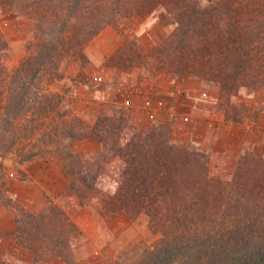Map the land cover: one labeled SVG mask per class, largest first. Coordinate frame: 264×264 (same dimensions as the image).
<instances>
[{
  "label": "trees",
  "instance_id": "obj_1",
  "mask_svg": "<svg viewBox=\"0 0 264 264\" xmlns=\"http://www.w3.org/2000/svg\"><path fill=\"white\" fill-rule=\"evenodd\" d=\"M0 3L33 21L27 53L14 66L0 34V169L9 159L21 178L26 173L20 165L56 155L71 175L63 192L71 208L91 204L100 214L144 213L160 237L136 244L115 264H264L263 156L243 150L232 172L213 177L208 153L173 141L168 124L137 128L124 113L106 112L87 121L51 87L68 61L88 63L85 48L105 26L157 13L172 31L148 51L136 38H125L107 64L197 77L218 93L223 117L241 123L249 110L238 101L241 89L264 86V0ZM88 138L98 140L100 150L83 155L71 148L72 141ZM1 178L0 202L16 213V228L7 235L34 258L3 254L0 264L55 257L78 264L72 243L81 229L69 212L51 198L39 212L17 205L6 195V174Z\"/></svg>",
  "mask_w": 264,
  "mask_h": 264
},
{
  "label": "rangeland",
  "instance_id": "obj_2",
  "mask_svg": "<svg viewBox=\"0 0 264 264\" xmlns=\"http://www.w3.org/2000/svg\"><path fill=\"white\" fill-rule=\"evenodd\" d=\"M201 1L208 2L212 0ZM107 27H111L117 31L121 35L123 42L125 38H136L137 44L144 51H148L156 46L160 39L173 29L171 25H162L158 19L157 13H152L144 18H123L119 21L117 26L107 25L103 29ZM0 34L9 42L12 52L10 65L14 66L27 53L26 44L33 34V21L20 12L5 11L0 3ZM93 38L87 44L85 53ZM108 57L101 65L93 64L89 60V57V61L86 65H83L82 62L77 60L68 61L62 68L63 78L56 81L51 86L52 89L62 92L65 96V104L69 109H71L74 114L87 121L96 118L102 112L110 114L124 113L128 117L130 123L137 128H146L158 123L168 124L171 128L172 140L183 142L179 139L181 134L176 136L178 137L176 138L177 140L173 139V130L178 124L180 127L189 128L193 121L189 119V117L184 119L182 115L179 118L171 117L170 115L166 116L168 115L166 113L167 111L169 114L171 113V99L165 101L164 95L156 96L154 93L155 91L151 92L157 88H168L169 84L165 79L166 77H162L167 74L159 72L158 74H153L141 67H131L127 69L122 66L121 68H123V70H120L107 64ZM107 69L111 71L110 77L106 74ZM168 76L169 75H167V77ZM189 77L194 76L175 78L180 82L179 95L181 103H183L182 99H184L181 97L184 93L183 90H189L190 87L201 86L199 81L193 83L191 80H188L187 78ZM202 87L204 86L202 85L201 88ZM260 88L264 89V86L257 87L250 91L246 88H242L239 96H243V98H246V95L252 96L253 100H259L257 107L263 108L264 101H262V99H264V90L258 93L257 90ZM147 91L149 92L147 93ZM195 92L200 94L199 90L193 91V93ZM195 103L196 105L204 106V102L200 100H196ZM218 103L217 100L211 105L220 110ZM239 103L246 105L249 109L247 112L248 118L245 121L253 119L257 113V108L255 109L253 106L247 105L245 101H239ZM139 104L144 105L148 110L146 109V112L140 111L142 112L141 115H135L134 117L133 114L136 112L134 111L136 110L134 107L137 108ZM188 108H191L190 103L187 99H184V104L181 106V109L188 111ZM132 117L135 118V121H131ZM173 118L175 121H173ZM88 139L90 141H88ZM88 139H76L72 141L71 148L78 154H94L91 138ZM85 140L86 142L83 143ZM189 144L195 148L204 150L200 145ZM40 158L59 159L56 155L51 154L45 156L40 155L33 160ZM29 162L20 165L21 168L23 169V166ZM236 162L237 160L233 163L229 160L227 162H220V160H218V162H213L211 164L209 157V172L213 177L230 173L233 171ZM219 164L224 166V168H221ZM12 169L13 166L9 159H7L2 169H0V185H2L3 182L1 177L3 174H6V180H4L7 182L6 195H8L15 204L23 206L14 201L9 193V188L14 180H28V174L23 169L26 176L19 178L17 174L13 173ZM3 189L2 191H5ZM55 202L69 212L81 229V234L72 243L73 258L78 264H115L121 255L129 251L136 244L145 243L151 245L160 237L159 233H155L149 228L148 217L144 213L135 217H131L127 214H100L91 204L80 208H71L64 196H61ZM0 206L14 210V208L9 207L3 202H0ZM0 231L3 232L4 230L0 227ZM3 233L5 236H2V238L6 240L11 239V242L10 245L6 243L3 245L2 249L0 248V255L9 254L15 258H21L28 262L33 260L34 254L31 250L15 243L12 238H9L7 235L8 232ZM39 264L67 263L64 259L55 257L42 261Z\"/></svg>",
  "mask_w": 264,
  "mask_h": 264
},
{
  "label": "crops",
  "instance_id": "obj_3",
  "mask_svg": "<svg viewBox=\"0 0 264 264\" xmlns=\"http://www.w3.org/2000/svg\"><path fill=\"white\" fill-rule=\"evenodd\" d=\"M122 42L121 35L113 28L107 27L93 38L86 53L93 64L101 65L108 56L116 51ZM106 74L110 77L111 71L107 69ZM162 77H166L165 79L169 84L168 88H157L151 92L155 91L156 96L164 95L165 101L171 99V113L169 114L167 111L168 115L166 116L170 115L171 117L179 118L182 115L184 119L189 117L193 121L189 128L180 127L179 124L176 125L177 127L175 126L173 130V139L177 140L176 138L178 137L176 136L181 134V137L179 136L181 141L200 145L209 154L211 164L218 162V160L220 162L229 160L233 163L243 150L264 157V107H257L259 100H253L252 96L248 95H246V98L239 96V101H245L247 105L257 108V113L251 120L235 123L226 120L222 111L211 105L218 100V94L204 87L201 88L203 84L198 78L189 77L187 78L188 80L193 83L199 81L201 86L183 90L184 93L181 97L187 99L191 106L188 111H184L181 109L184 99H182L183 103H181L179 80L171 76L167 77V75ZM196 90H199L200 94L193 93ZM263 90L260 88L257 92L259 93ZM196 100L204 102V106L196 105ZM137 108L134 107L136 109L134 110L136 111L133 114L134 117L146 112L147 109L142 104L137 105ZM137 110L142 112L139 113ZM134 117L131 118V121H135ZM173 121H175L174 118ZM88 141L90 140L88 139ZM91 143L93 144L94 153L100 150L101 145L95 138H91ZM219 166L224 168L221 164ZM23 169L28 174V180H14L9 188V193L14 201L33 212H39L43 209L49 198L56 201L63 196V192L71 180V175L61 160L57 158L33 160L25 164ZM15 216L16 213L13 209L0 206V227L4 230L3 232L9 233L16 228ZM10 242L11 239L6 240L0 236L1 249L6 243L10 245Z\"/></svg>",
  "mask_w": 264,
  "mask_h": 264
}]
</instances>
